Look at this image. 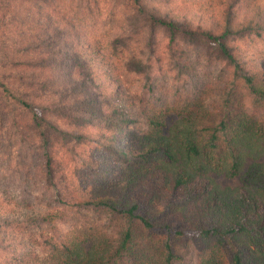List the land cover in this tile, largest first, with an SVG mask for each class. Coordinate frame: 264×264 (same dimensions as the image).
Returning <instances> with one entry per match:
<instances>
[{
	"label": "trees",
	"instance_id": "obj_1",
	"mask_svg": "<svg viewBox=\"0 0 264 264\" xmlns=\"http://www.w3.org/2000/svg\"><path fill=\"white\" fill-rule=\"evenodd\" d=\"M157 72L181 98L148 105ZM0 168L39 193L0 264H264V0H0Z\"/></svg>",
	"mask_w": 264,
	"mask_h": 264
},
{
	"label": "rangeland",
	"instance_id": "obj_2",
	"mask_svg": "<svg viewBox=\"0 0 264 264\" xmlns=\"http://www.w3.org/2000/svg\"><path fill=\"white\" fill-rule=\"evenodd\" d=\"M177 1L181 2V0H175V2ZM120 10L121 13L116 15L115 21L112 24L107 21L110 19L108 18V16H106L105 18L104 15H100L97 17V20L93 21L95 25L90 26L89 24L85 27V25L81 26L76 21L78 24H76V28H81V31H86V35H90L92 39L97 40L100 43H105L115 34L120 33V26H123L124 31L127 30L125 28L124 22V17L127 13L124 8H121ZM187 11L190 12V9ZM64 16L67 19H71L70 16H72V13L70 15L66 13ZM191 61L193 62V64L191 72L188 76L194 77L196 80H199V82H197L199 84L197 91L199 98L205 103L211 104L212 102H216L223 93V83L218 80L213 81V77H206L204 79L201 78V74L204 71V62L202 57H199L196 61H193L192 58ZM124 79V82L130 81V78L124 77ZM184 87L185 89H188L187 85H184ZM185 89L177 93L176 88L173 85V82L171 81L169 75H163V73L161 74L157 72V74H155V83L152 90L153 93L151 97L148 98V100H150L148 102V105H161L163 103H171L175 98H181L180 95L183 94L184 91L186 92ZM123 90L126 93H129L131 97L135 95H143L139 85L133 86L130 83H126V85H124L123 87ZM241 99L243 105L248 107L249 100L247 99L246 95L242 96ZM7 173L8 172H6L4 169L0 168V216L19 217V214L26 212L27 207L37 209V201H35L34 198L38 196L39 193L30 189L31 195L26 196L22 194L17 185V177L15 175V177L10 176L8 177V179L3 178L7 175ZM215 179L221 186L233 187L238 185L237 179H226L224 177H216ZM22 200L25 201V204H21ZM118 230L119 227L117 225H114L113 227H111L110 231H108V236L111 239H114ZM37 255H41L38 250Z\"/></svg>",
	"mask_w": 264,
	"mask_h": 264
}]
</instances>
